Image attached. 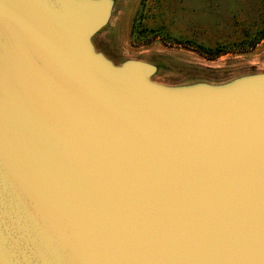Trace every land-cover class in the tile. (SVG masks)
<instances>
[{
    "label": "water",
    "instance_id": "obj_1",
    "mask_svg": "<svg viewBox=\"0 0 264 264\" xmlns=\"http://www.w3.org/2000/svg\"><path fill=\"white\" fill-rule=\"evenodd\" d=\"M114 5L0 0V264H264V72L157 83Z\"/></svg>",
    "mask_w": 264,
    "mask_h": 264
},
{
    "label": "rangeland",
    "instance_id": "obj_2",
    "mask_svg": "<svg viewBox=\"0 0 264 264\" xmlns=\"http://www.w3.org/2000/svg\"><path fill=\"white\" fill-rule=\"evenodd\" d=\"M104 31L110 60L152 63L160 84L264 72V0H115Z\"/></svg>",
    "mask_w": 264,
    "mask_h": 264
},
{
    "label": "crops",
    "instance_id": "obj_3",
    "mask_svg": "<svg viewBox=\"0 0 264 264\" xmlns=\"http://www.w3.org/2000/svg\"><path fill=\"white\" fill-rule=\"evenodd\" d=\"M105 35L106 32L103 29L93 38V43L98 51L102 52L105 56H107L105 49L107 48V44L109 45V43H107L106 39L104 38Z\"/></svg>",
    "mask_w": 264,
    "mask_h": 264
}]
</instances>
